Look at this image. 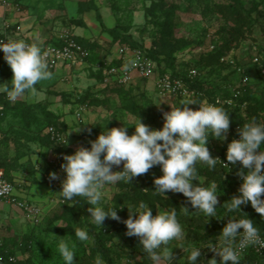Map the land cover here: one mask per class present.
<instances>
[{"label":"rangeland","instance_id":"1","mask_svg":"<svg viewBox=\"0 0 264 264\" xmlns=\"http://www.w3.org/2000/svg\"><path fill=\"white\" fill-rule=\"evenodd\" d=\"M5 1L12 2L17 11L28 9L19 0ZM36 2L28 0V6ZM106 2L116 17V25L112 29L124 39L123 44L129 47L140 45L139 49L160 61L162 71L182 78L188 93L172 97L160 92L152 81L135 79L130 88L114 85L104 88L98 83L82 85L84 91L79 93V98H73L71 93L75 91L70 92L66 86L57 88L53 80L38 83L35 95L26 93L15 101L3 95L5 115L0 123V152L5 154L6 159L1 160L0 165L14 182L16 192L27 194L29 201L41 206L43 214L38 224L25 220L12 209L5 215L8 218L4 240L11 253L22 258L25 264H63L57 243L59 238L64 237L76 243L75 264H97V260L101 264H163L145 254L137 237L126 235L123 221L129 216L128 208L138 207L141 201L152 208L153 215L169 211L171 207L177 209L186 239L174 242L172 255L175 264H186L188 252L181 248L182 245L184 248L191 244L202 246L210 241L218 244V235L227 221L243 218L244 214L254 220L264 235V217H260L250 204L242 205L241 212L228 211L227 202L238 195L242 183L240 179L237 184L228 185L232 177L231 165L227 168L218 163L215 170L200 162L195 166L197 175L194 183L217 188V214L207 223L206 217L201 214H180L181 207L190 208L182 194L168 192L163 196L155 190L154 179L162 174L159 166L134 177L129 184L117 182L103 189L104 203L118 207L121 221L106 219L101 229L92 222L88 212L92 206L85 198L77 197L71 204L64 203L57 195L61 187L47 183L46 177L57 173L49 161L60 150L71 155L80 147H89V141L95 140L104 129L119 128L123 124L133 126L137 117L152 129L159 130L163 125V114L170 111L171 106L183 107L180 104L194 101L188 107L198 110L200 105L213 104L214 89L225 91L233 99L238 97L246 103L247 109L232 100L229 107L231 111L236 110L245 116L247 123L253 120L264 123V0ZM57 5L58 9L62 7L52 0H39L34 9H28V13L42 16L44 11L40 8L54 9ZM74 22L72 20L69 24ZM61 27L48 26L46 29L56 31ZM102 29L106 30L105 27ZM95 44L92 47L94 62L101 61L105 52L109 55L115 49L119 51L121 46L118 41L114 45L112 42ZM191 69L198 72V77H190ZM92 76L99 79L98 75ZM82 81L89 83L84 78ZM43 94L59 97L46 100ZM78 109L83 111L82 123H78L75 117ZM50 126L60 130L67 146L55 145L47 133ZM238 129L235 128V131L238 132ZM127 131L131 135L134 128L129 127ZM33 144L41 145L46 151L37 153L39 173L32 159ZM207 147L213 157L227 163V148L223 147L221 140L209 138ZM261 150H264V145ZM122 167V164L114 166L113 171H121ZM76 228L87 229L91 240L77 241L74 235ZM201 251L203 258L200 264H207L215 257V253L208 248ZM215 258L219 261V257ZM246 260L241 259L240 263Z\"/></svg>","mask_w":264,"mask_h":264},{"label":"clouds","instance_id":"2","mask_svg":"<svg viewBox=\"0 0 264 264\" xmlns=\"http://www.w3.org/2000/svg\"><path fill=\"white\" fill-rule=\"evenodd\" d=\"M0 52H3L12 72L10 81L0 83V95H6L11 101L26 93L35 95L38 83L53 78L47 62L48 52L37 43L29 44L24 40L0 42ZM194 103L189 101L180 104L183 107L171 106V110L163 114V125L159 130L152 129L137 117L133 126L123 124L119 128L104 129L95 140L89 141V147H80L73 154L64 156L65 162L61 165L64 179L58 197L70 204L77 197L85 198L92 206L88 209L92 222L101 229L106 219L121 221L118 207L104 203L103 189L117 182L129 184L134 177L159 166L162 174L154 179L155 190L163 196L168 192L182 194L190 208L181 207L180 214L190 216L195 212L206 217L207 223L217 214V188L194 183L197 162L207 165L210 170H215L218 163L229 168L239 162L241 168L237 176L242 183L238 195L227 202L228 211L241 212L242 205L250 204L260 217H264V150H261L264 145V123L253 120L240 127L239 139L227 145V163H222L218 157L211 155L207 142L209 138L221 141L227 138L231 124L229 113L209 103L192 110L188 105ZM129 127L134 128L131 135L127 131ZM31 147L38 172L37 153L46 151L39 144ZM121 164L122 170L114 172L113 167ZM49 178L58 179L55 172L50 173ZM128 210L129 216L123 221L126 235L137 237L145 254L154 261L175 264L172 255L174 242L186 239L177 209L171 207L169 211L153 215L152 208L141 201L138 207ZM74 235L82 243L91 240L88 230L84 228H76ZM248 247H254L257 251L264 249V235L254 220L245 214L243 218L227 221L218 235V244L210 241L202 246H181L188 252L186 264H197L198 261L200 264L203 248H208L215 253V257H219V261L214 257L207 264H240L241 251ZM57 249L63 264H75L74 241L59 238ZM97 264L101 262L97 260Z\"/></svg>","mask_w":264,"mask_h":264},{"label":"crops","instance_id":"3","mask_svg":"<svg viewBox=\"0 0 264 264\" xmlns=\"http://www.w3.org/2000/svg\"><path fill=\"white\" fill-rule=\"evenodd\" d=\"M19 1L22 3V5H25V9L28 8L30 10L32 8L34 9L35 4L39 2V0H37L34 5L28 6V0ZM52 1L57 2L62 7H59L60 9H58L57 5V8L55 7L54 9H49L47 7L45 8L46 10H44V7L40 8L42 9V12L44 11V15L40 14L42 16H39L37 14H29L28 9H26V11H17L18 8H16V6L12 4V2L8 3L5 0L1 1L0 37L3 34H6L15 38L11 32L13 31L15 34H19L20 38L27 40V42L30 41L32 43H42L45 45L48 43H52L58 36L62 35L64 32L73 34L81 44L87 47L86 50L88 52V58L82 64L73 63L60 65L55 69L50 70L53 73V78L50 80H53L54 83L57 84V88L66 86L67 89L70 90V92L75 91L74 94L71 93L73 95V98H79V96H81V94L79 93H82L84 91L82 85L93 86L97 83L100 85L99 79L97 78V80L92 75H95L97 77V75L99 74L98 72L101 69L105 68L107 64H112L114 62L119 63L120 54L116 49L109 55L105 54L106 52L103 53V56L101 57L103 59L101 61H92V47L95 43L105 45V43L112 42V44L114 45L113 38L106 31L112 30V28L115 27L116 17L108 8L106 0ZM17 4H19V2ZM72 20H75V22L69 24ZM56 25H61L62 27L57 29L56 31H50L46 29V27L48 26L57 27ZM6 27H8V29H6ZM102 27H105L106 31L103 30ZM120 47L121 46H119L118 49ZM101 48L102 47H100L99 49L101 50ZM11 78V69L8 66L7 62L4 60L3 52H0V83L8 82L11 80ZM83 78L88 80L89 83L83 82ZM58 97L59 96H57L56 94H43V98L46 100H52V98ZM2 113V116L4 117V111ZM3 159H6V156L4 153L0 152V162ZM12 183L14 184V182ZM16 194H18L22 198H30L27 196V194H24V192H22V194L16 192ZM10 210L11 209L7 205H0V217L2 219V222H4L5 224H7L8 218L5 215Z\"/></svg>","mask_w":264,"mask_h":264},{"label":"built area","instance_id":"4","mask_svg":"<svg viewBox=\"0 0 264 264\" xmlns=\"http://www.w3.org/2000/svg\"><path fill=\"white\" fill-rule=\"evenodd\" d=\"M6 29H8V27H6ZM11 32L15 38L3 34L0 37V42H8L11 40H24L27 42V40L20 38L19 34H15L13 31ZM27 43L31 44L32 42L29 41ZM39 45L44 51L48 52L47 62L49 70H53L60 65L73 63L82 64L88 58L86 48H84L75 36L69 32H64L52 43L45 45L39 43ZM119 54V65L107 64L105 68L100 70L102 78L100 85L102 87L119 85L124 88H129V86L134 83L135 79H144L152 81L160 92L172 97L184 96L188 93L183 79L171 77L168 73H160V71L157 70L156 63L148 57L146 51L124 45L119 48ZM189 75L190 77H195L198 75V72L195 69H191ZM233 96L234 98L236 97V95ZM215 102L229 105L232 103V100H226V102L223 103L217 98ZM2 112L3 106L0 103V118L2 117ZM75 117L78 123H82V109L76 111ZM235 128H238V126ZM47 133L51 136L56 146H67V143L64 144V135L60 133L58 128L50 126L47 128ZM66 155H68L66 152L60 150L49 161V164L55 168L58 179L51 180L49 176H47V183L56 187H61V182L64 179L62 177L64 173L61 169V165L65 162L63 157ZM3 204L20 213L25 220L32 224H38L43 219L41 206L16 194L15 184L7 178L3 168L0 166V205ZM6 226L7 224L2 222L0 217V264H25L22 258L11 253L10 249L7 247L4 240L5 231H7ZM248 250H251L259 259L257 264H264V249H260L259 251L254 247L243 249L241 251V259H245Z\"/></svg>","mask_w":264,"mask_h":264},{"label":"trees","instance_id":"5","mask_svg":"<svg viewBox=\"0 0 264 264\" xmlns=\"http://www.w3.org/2000/svg\"><path fill=\"white\" fill-rule=\"evenodd\" d=\"M106 31V30H105ZM106 32H108V34L111 36V37H113V41L115 42H117L118 41V43H120L121 44V46H124L125 44H123V43H125V41H124V39L123 38H121V36L120 35H118L117 33H116V31L115 30H108V31H106ZM81 44V43H80ZM84 48H86L87 49V47H85L83 44H81ZM130 48H140V45H137V44H134V45H130ZM146 53H147V51H146ZM147 55H148V57L150 58V59H152V60H154V62L156 63V66H157V70H159L160 71V73H167V72H164V71H162L163 70V67L161 66V64H160V61H158L156 58H154V57H151L150 56V53L148 52L147 53ZM113 65L114 64H116V65H119V63L118 62H114V63H112ZM99 74H98V76H99V83H101V71H99L98 72ZM171 75V77H175V76H173L172 74H170ZM196 77H198V75L197 76H195V77H192V78H196ZM180 78V77H179ZM141 80H144V79H141ZM185 82V81H184ZM186 83V82H185ZM134 84V83H133ZM132 84V85H133ZM132 85H130L129 86V88L130 87H132ZM114 86H119V85H114ZM108 87V86H107ZM119 87H122V86H119ZM105 88V87H104ZM122 88H124V87H122ZM2 96L3 95H1L0 96V103L2 104V106H3V104H4V102H3V100H2ZM217 98H219L222 102L223 101H226V100H228V99H230V100H233V101H235L237 104H239V105H242V106H244V108H246L247 109V107H246V103L244 102V101H242V99L241 98H238V97H236V99H233L230 95H227L226 94V92L225 91H220L219 89H214V91H213V98H212V103L213 104H215V105H217V106H220V107H222V108H224L225 110H226V112H228L229 113V118H230V121H231V124H230V127H229V129H230V133H228V137L225 139V140H223V141H221L222 142V144H223V147L224 148H227V145L232 141L231 139H239V135H238V132H236L235 131V127L236 126H238L239 128L240 127H242L245 123H247V120H246V117L245 116H242L239 112H237L236 110H230V105H228V104H222V103H216L215 102V100L217 99ZM3 117V116H2ZM2 117L0 118V121H1V119H2ZM65 152V151H64ZM240 168H241V166H240V164H239V162H237V164L235 165V166H231V169H233L232 170V177L228 180V185H234V184H237L238 182H239V180H240V177L239 176H237V172L240 170ZM246 171V170H245ZM248 258V259H247ZM247 259V260H246ZM245 262L244 263H240V264H247V263H249L250 261H251V263L252 264H257L258 262H259V259L257 258V256L256 255H254L253 253H252V251L251 250H248V252H247V255H246V258H245Z\"/></svg>","mask_w":264,"mask_h":264}]
</instances>
